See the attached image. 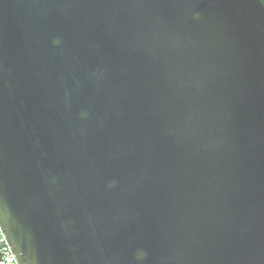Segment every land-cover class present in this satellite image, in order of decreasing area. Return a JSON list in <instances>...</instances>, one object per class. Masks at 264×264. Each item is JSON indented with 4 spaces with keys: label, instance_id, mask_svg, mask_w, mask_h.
Here are the masks:
<instances>
[{
    "label": "water",
    "instance_id": "obj_1",
    "mask_svg": "<svg viewBox=\"0 0 264 264\" xmlns=\"http://www.w3.org/2000/svg\"><path fill=\"white\" fill-rule=\"evenodd\" d=\"M0 222L20 264H264V2L0 0Z\"/></svg>",
    "mask_w": 264,
    "mask_h": 264
},
{
    "label": "built area",
    "instance_id": "obj_2",
    "mask_svg": "<svg viewBox=\"0 0 264 264\" xmlns=\"http://www.w3.org/2000/svg\"><path fill=\"white\" fill-rule=\"evenodd\" d=\"M0 264H20L0 222Z\"/></svg>",
    "mask_w": 264,
    "mask_h": 264
},
{
    "label": "trees",
    "instance_id": "obj_3",
    "mask_svg": "<svg viewBox=\"0 0 264 264\" xmlns=\"http://www.w3.org/2000/svg\"><path fill=\"white\" fill-rule=\"evenodd\" d=\"M264 2V0H262Z\"/></svg>",
    "mask_w": 264,
    "mask_h": 264
}]
</instances>
